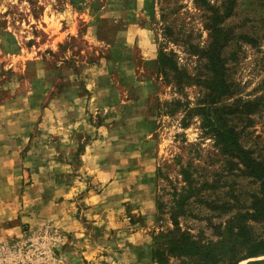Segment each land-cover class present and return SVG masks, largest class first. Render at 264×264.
I'll use <instances>...</instances> for the list:
<instances>
[{"label":"rangeland","instance_id":"rangeland-1","mask_svg":"<svg viewBox=\"0 0 264 264\" xmlns=\"http://www.w3.org/2000/svg\"><path fill=\"white\" fill-rule=\"evenodd\" d=\"M226 4L0 0V264H153L171 215L210 246L252 213L260 181L197 112L220 19L230 87L209 109L243 111L224 119L264 166V0ZM246 225L264 243V218Z\"/></svg>","mask_w":264,"mask_h":264},{"label":"trees","instance_id":"trees-1","mask_svg":"<svg viewBox=\"0 0 264 264\" xmlns=\"http://www.w3.org/2000/svg\"><path fill=\"white\" fill-rule=\"evenodd\" d=\"M233 2L234 0H227L221 19L231 12L230 4ZM209 30L211 41L204 51L209 92L206 105L197 109L198 115L202 118V128L214 137L216 146L223 156L235 162V166L247 176L260 181L261 191L251 204L252 213L240 215L230 221L223 230L222 240L216 245H200L188 232L179 228L176 217L171 215L173 229L153 238L151 250L153 264H168L172 258L184 259L192 264H219L222 263L223 254H227V259L222 264H239L243 260L264 256V243L253 240L246 233L248 220L264 218V166L252 156L250 150L240 145L237 129L228 124L230 120L224 119L234 114H244L243 111L221 113L222 110L230 112L233 105L224 106L220 110L209 109L229 95L230 87L226 81L225 62L221 58V52L230 38L229 32L221 26L220 19L212 22ZM164 58V55L160 54L159 65L162 67L165 66ZM246 264H264V259L248 261Z\"/></svg>","mask_w":264,"mask_h":264},{"label":"crops","instance_id":"crops-1","mask_svg":"<svg viewBox=\"0 0 264 264\" xmlns=\"http://www.w3.org/2000/svg\"><path fill=\"white\" fill-rule=\"evenodd\" d=\"M146 243H144V244H142V246H144ZM131 246V245H130ZM131 248H132V246H131ZM126 256V255H125ZM129 258H132V256L131 255H129Z\"/></svg>","mask_w":264,"mask_h":264}]
</instances>
